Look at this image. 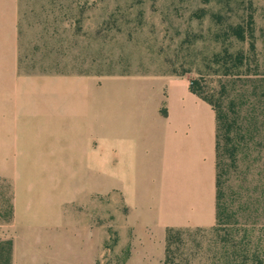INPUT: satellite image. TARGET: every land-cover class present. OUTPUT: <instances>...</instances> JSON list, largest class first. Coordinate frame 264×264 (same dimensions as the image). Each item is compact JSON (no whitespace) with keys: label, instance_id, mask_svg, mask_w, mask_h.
I'll return each instance as SVG.
<instances>
[{"label":"crops","instance_id":"crops-1","mask_svg":"<svg viewBox=\"0 0 264 264\" xmlns=\"http://www.w3.org/2000/svg\"><path fill=\"white\" fill-rule=\"evenodd\" d=\"M20 0H0V176L14 218V264L62 256L88 229L80 208L123 199L138 228L216 225L217 119L188 75L24 73ZM96 166L118 168V188ZM117 188V189H116ZM147 238H149L147 236ZM32 262V263H33Z\"/></svg>","mask_w":264,"mask_h":264},{"label":"rangeland","instance_id":"rangeland-1","mask_svg":"<svg viewBox=\"0 0 264 264\" xmlns=\"http://www.w3.org/2000/svg\"><path fill=\"white\" fill-rule=\"evenodd\" d=\"M251 12L256 51L249 39L227 40L248 65L225 76L213 62L224 46L215 33L221 24H245ZM19 28L24 73L183 74L221 98L254 141L239 147L236 164L223 158L229 223L176 235L174 264H252L254 250L264 256V0H20ZM93 177L118 188V168L96 166ZM10 184L0 176V241L11 240L4 236ZM81 212L88 229L77 234L78 247L64 240L62 256L40 255L38 264H165L166 239L140 230L123 199L96 198Z\"/></svg>","mask_w":264,"mask_h":264},{"label":"trees","instance_id":"trees-1","mask_svg":"<svg viewBox=\"0 0 264 264\" xmlns=\"http://www.w3.org/2000/svg\"><path fill=\"white\" fill-rule=\"evenodd\" d=\"M214 17L221 22L222 16L220 14L214 15ZM222 29L220 32L215 33L217 40L222 41L224 44L223 50L216 53L213 56V62L219 67V71L225 75L239 74L248 64V57L242 51L232 52L228 46H226L227 40L232 38L238 41L250 40V48L252 53L256 51V34L255 25L256 21L254 14L251 12L248 14L244 23H226L221 24ZM221 39V40H220ZM264 55V53H263ZM183 75V74H182ZM191 90L194 94L208 102L216 112L217 119V199H216V225L214 229H219L229 223L228 216L226 215L225 206L223 203V180L222 171L223 158L226 156L231 160V164H236L238 161L239 147L247 144L252 137V131L248 129H238L239 122L235 120L230 114L229 110L224 107L221 98H215L214 96L207 95L199 80H194L191 83ZM223 167V168H222ZM11 189L12 185L10 184ZM9 205L7 210L8 223H11L14 218V206H13V194L9 199ZM185 230L181 229H168L166 235V260L165 264H174L172 246L175 244L176 235H182ZM13 240L0 241V264H13ZM131 250L128 248L125 262L130 258ZM251 258L252 264H264V256L262 252L254 250Z\"/></svg>","mask_w":264,"mask_h":264},{"label":"built area","instance_id":"built-area-1","mask_svg":"<svg viewBox=\"0 0 264 264\" xmlns=\"http://www.w3.org/2000/svg\"><path fill=\"white\" fill-rule=\"evenodd\" d=\"M192 83V82H191Z\"/></svg>","mask_w":264,"mask_h":264}]
</instances>
